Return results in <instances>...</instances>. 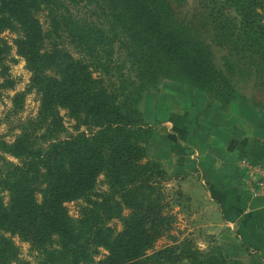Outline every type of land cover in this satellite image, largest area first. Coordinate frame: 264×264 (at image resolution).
<instances>
[{
	"label": "trees",
	"instance_id": "1",
	"mask_svg": "<svg viewBox=\"0 0 264 264\" xmlns=\"http://www.w3.org/2000/svg\"><path fill=\"white\" fill-rule=\"evenodd\" d=\"M218 1L226 40L264 61V0ZM90 5L124 36L142 79L156 83L166 62L223 105L238 95L185 32L173 0H0V35L16 33L12 44L39 97L36 116L21 124L14 140L0 137V264H28L19 259L14 236L30 244L36 264H167L163 255L174 249H154L173 218L165 210L170 177L147 157L153 130L125 88L108 85L81 56L80 47L94 45L92 30L73 12ZM224 7L236 17L222 13ZM9 52L0 37V93L15 87L7 75ZM60 110L75 123L64 137ZM168 119L185 137L177 119ZM72 202L79 203L76 217L66 206ZM185 252L188 260L180 264H225Z\"/></svg>",
	"mask_w": 264,
	"mask_h": 264
},
{
	"label": "rangeland",
	"instance_id": "2",
	"mask_svg": "<svg viewBox=\"0 0 264 264\" xmlns=\"http://www.w3.org/2000/svg\"><path fill=\"white\" fill-rule=\"evenodd\" d=\"M173 4L178 21L187 27L185 32L198 41L208 62L238 94L225 106L215 98L214 93L197 88L189 78L177 72V67L166 62H163V70L156 83L142 79V65L138 67L133 63L130 47L123 43L126 42L124 36L111 21L97 13L94 15L93 5L73 12L79 25L87 23L92 30L91 43L94 45L80 47L85 53L81 56L95 69V75L102 76L108 85L125 88L145 124L153 130L147 157L160 163L170 177L165 185L168 203L165 210L173 218L169 233L154 243V249L173 246L174 249L163 255L167 264L185 263V256L188 260L186 249L197 250L208 258H221L225 264H260L235 241L228 228L218 226L216 210L196 190L200 167H194L190 162L199 158L202 165L204 156L216 159L221 151L227 153V147L235 148L246 140L264 142V61L253 51L240 50L226 40L228 28L225 18L218 13L221 6L218 0H173ZM225 8H222V13L226 11L231 17H236L233 10ZM235 21L239 23L238 18ZM41 22H44L43 17ZM92 28L103 33H97ZM0 37L10 46L5 63L8 66L7 75L15 80L13 90L0 93V137L11 143L19 134L21 124L36 116L39 97L29 85L31 73L12 44L17 38L16 33L5 31ZM69 48L78 56L79 48ZM17 95H22V99H17L15 103ZM66 114L65 110H60L65 128L60 137L74 133V120ZM169 116L177 119L183 127L186 125L189 133V138H186L185 129L184 141L178 139L179 149L184 148L183 164L185 161L188 164L187 170L180 175L168 173L164 165L170 162L166 157L172 146L169 137L175 138L171 126L161 124ZM202 149H205V155L200 151ZM5 157L14 161L9 156ZM98 181V190L104 189L103 178ZM78 204H66L70 216H77ZM112 224L120 229L119 222ZM12 239L19 259L36 264V253L31 250L30 244L16 236Z\"/></svg>",
	"mask_w": 264,
	"mask_h": 264
},
{
	"label": "crops",
	"instance_id": "3",
	"mask_svg": "<svg viewBox=\"0 0 264 264\" xmlns=\"http://www.w3.org/2000/svg\"><path fill=\"white\" fill-rule=\"evenodd\" d=\"M164 123L169 124L171 131L173 130L174 123L168 118L161 121L162 125ZM185 127L187 129L186 125ZM186 131V138H189L188 129ZM173 134L176 141L172 136L169 137L172 146L167 153L169 156L166 155L170 162L164 165L168 173L180 175L188 168L186 161L185 165L183 164L184 148L179 149L178 144V139L184 141V137L175 131ZM165 147L167 148V145ZM227 148V153L219 151L221 155L215 157L216 159L205 157V149H202V165L199 158L190 162V165L200 167V181L196 184V190L209 201L212 209L216 210L218 226L228 228L227 231H230L235 241L256 257L260 264H264V193L251 195L249 178L244 167V163H250L264 169V142L258 139L246 140L235 148ZM195 174L197 175V172ZM209 189L214 192L216 199L212 198Z\"/></svg>",
	"mask_w": 264,
	"mask_h": 264
},
{
	"label": "built area",
	"instance_id": "4",
	"mask_svg": "<svg viewBox=\"0 0 264 264\" xmlns=\"http://www.w3.org/2000/svg\"><path fill=\"white\" fill-rule=\"evenodd\" d=\"M249 178V191L252 196L264 193V169L250 163H244Z\"/></svg>",
	"mask_w": 264,
	"mask_h": 264
}]
</instances>
